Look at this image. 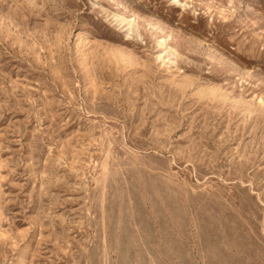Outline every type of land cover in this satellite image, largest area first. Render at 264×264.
<instances>
[{
    "label": "rangeland",
    "instance_id": "rangeland-1",
    "mask_svg": "<svg viewBox=\"0 0 264 264\" xmlns=\"http://www.w3.org/2000/svg\"><path fill=\"white\" fill-rule=\"evenodd\" d=\"M0 264H264V0H0Z\"/></svg>",
    "mask_w": 264,
    "mask_h": 264
},
{
    "label": "bare ground",
    "instance_id": "bare-ground-1",
    "mask_svg": "<svg viewBox=\"0 0 264 264\" xmlns=\"http://www.w3.org/2000/svg\"><path fill=\"white\" fill-rule=\"evenodd\" d=\"M1 225H2V215L0 214V228H1Z\"/></svg>",
    "mask_w": 264,
    "mask_h": 264
}]
</instances>
